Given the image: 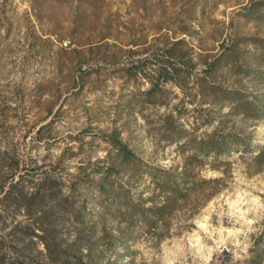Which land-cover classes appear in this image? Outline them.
I'll return each mask as SVG.
<instances>
[{
	"label": "rangeland",
	"instance_id": "rangeland-1",
	"mask_svg": "<svg viewBox=\"0 0 264 264\" xmlns=\"http://www.w3.org/2000/svg\"><path fill=\"white\" fill-rule=\"evenodd\" d=\"M253 45L264 0H0V264L244 262L264 229V158L214 169L194 148L216 128L264 146V119L216 104L264 95ZM114 132L143 163L105 181ZM157 168L217 180L160 242L118 211L151 205Z\"/></svg>",
	"mask_w": 264,
	"mask_h": 264
},
{
	"label": "trees",
	"instance_id": "trees-1",
	"mask_svg": "<svg viewBox=\"0 0 264 264\" xmlns=\"http://www.w3.org/2000/svg\"><path fill=\"white\" fill-rule=\"evenodd\" d=\"M256 48L264 50V45H253ZM212 70L217 66L209 64ZM171 67L168 65L163 66L164 82L170 81L168 75L171 73ZM219 106H228L236 112H242L244 116L250 119H264V95L257 97H243L238 90L225 89L218 98ZM111 147L116 151L119 157L117 163H113L107 168V173L104 178L107 181L113 170L122 172L125 168L133 167L142 164L135 153L121 140L117 133L111 135L109 141ZM252 145L242 135L239 134H222L218 129L207 136L206 140H201L194 148L196 152H204L213 157L212 166L214 169L218 168L219 160L222 157L229 156L234 152L240 151L241 153L249 152L250 150L257 149L253 162L257 163L264 158V146L252 148ZM152 181V196L149 201L151 205L140 209L138 205H131L124 202L121 207L119 205L118 211L124 209L125 213L131 217L142 216L144 218V228L147 233L155 240L162 241L166 239L171 230V225L165 220L166 216L174 214L179 209V203H186L187 201L195 202L208 201L215 196L216 181L201 179L198 176H192L186 171L174 169H153L148 173ZM214 184V187H211ZM199 206L198 208H200ZM264 229L253 237L252 247L249 250L248 258L242 263L234 264H264ZM125 241V240H124Z\"/></svg>",
	"mask_w": 264,
	"mask_h": 264
},
{
	"label": "built area",
	"instance_id": "built-area-1",
	"mask_svg": "<svg viewBox=\"0 0 264 264\" xmlns=\"http://www.w3.org/2000/svg\"><path fill=\"white\" fill-rule=\"evenodd\" d=\"M66 45V44H65Z\"/></svg>",
	"mask_w": 264,
	"mask_h": 264
}]
</instances>
